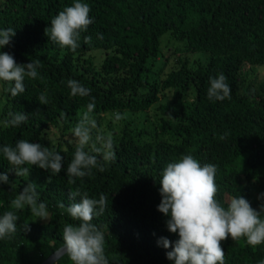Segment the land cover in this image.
<instances>
[{
    "label": "trees",
    "instance_id": "trees-1",
    "mask_svg": "<svg viewBox=\"0 0 264 264\" xmlns=\"http://www.w3.org/2000/svg\"><path fill=\"white\" fill-rule=\"evenodd\" d=\"M75 2L0 0V30H15L0 52L13 55L17 64L41 62L38 77L25 78L21 95L12 97L0 82V148L24 139L64 158L57 175L28 166L29 176L17 177L0 151V174L8 175V183H0V217L13 210L12 199L28 182L38 185L51 216L34 221L27 206L15 210L16 232L0 239V264H39L63 245L64 226L80 221L57 205L73 203L69 192L76 188L90 198L108 196L107 208L92 220L105 234L108 264H174L166 258L172 248L158 243L162 237L172 244L179 239L167 230L168 217L157 211L161 172L168 163L190 154L201 165H216V198L222 205L238 195L257 211L264 203L258 199L264 194V0H80L89 5L94 22L73 52L48 39L44 29ZM85 36H91L90 44ZM93 50L103 55L98 63L89 55ZM170 53H177L175 67L159 79ZM190 53L206 55L205 62L189 65L182 55ZM244 65L263 68V76L245 81ZM219 74L226 76L231 98L209 100V77ZM69 79L91 89L90 96H71ZM41 93L47 105L39 104ZM92 98L93 141L110 135L117 159L69 184L66 167L76 147L72 129ZM10 112L29 115L27 122L5 128L2 121ZM117 114L125 117L117 120ZM221 246L224 264L264 260V243L251 246L244 238H228ZM57 264L71 262L63 256Z\"/></svg>",
    "mask_w": 264,
    "mask_h": 264
},
{
    "label": "clouds",
    "instance_id": "clouds-1",
    "mask_svg": "<svg viewBox=\"0 0 264 264\" xmlns=\"http://www.w3.org/2000/svg\"><path fill=\"white\" fill-rule=\"evenodd\" d=\"M89 13V5L76 0L72 6L60 11L44 32L47 33L48 39L75 52L80 47L81 33L86 32L89 25L94 22L89 18ZM14 36L15 30L12 28L0 30V49L10 45ZM98 38L103 39V35L98 34ZM83 41L90 44L92 38L85 36ZM40 67L39 60L17 64L13 55L0 52V82H4V90L12 97L25 92V78L36 79ZM209 84L207 90L209 100L223 101L231 98V88L225 75L209 77ZM67 87L73 97H88L91 93V89L74 79L67 81ZM38 100L41 105L49 103L46 93H41ZM86 107L87 111L72 129L76 147L73 158L66 167L69 184H75V178L91 175L93 168L104 171V162L111 163L117 159L114 141L110 135L107 137L98 135L95 142L93 141L92 130L97 127V123L90 114L95 107V98H92ZM28 117L29 115L23 112H10L2 123L5 128L18 127L26 123ZM115 118L119 120L121 117L117 114ZM227 135L228 133H225L221 139ZM97 142L100 144L99 147ZM89 145V150H85ZM0 151L17 177H28L32 166L57 175L64 165V158L59 152L24 139L17 140L15 146L5 145ZM217 170L216 165H201L189 154L176 162L168 163L161 172L159 181L161 201L157 211L168 217L165 222L167 230L178 234L179 239L172 244L167 238L162 237L158 243L165 249L172 248L166 253V258L174 264H224L225 252L221 242L228 238L232 240L244 238L251 246L264 243L262 218L264 203L257 211L247 199L238 195L231 197L226 206L222 205L216 198ZM0 183H8L6 173L0 174ZM40 197L38 185L35 182H28L12 199L13 210L6 211L0 217V239L10 238L16 232L19 217L15 210L23 209L25 206L36 218L35 221L51 219L47 205ZM258 199H264V194ZM69 200L73 203L67 207L62 202L58 203L57 207L80 223L64 226L63 247L54 253L56 264L63 256H67L71 264H108L105 255V234L92 223L93 217L102 214L107 208V194L102 193L98 199H94L90 198L86 191L82 192L80 188H76L69 192ZM260 264H264V260L260 261Z\"/></svg>",
    "mask_w": 264,
    "mask_h": 264
},
{
    "label": "rangeland",
    "instance_id": "rangeland-1",
    "mask_svg": "<svg viewBox=\"0 0 264 264\" xmlns=\"http://www.w3.org/2000/svg\"><path fill=\"white\" fill-rule=\"evenodd\" d=\"M163 37H161L160 39V43L162 41ZM173 44L170 42V45ZM169 45V43L167 44ZM89 55L91 57H93L94 61L96 63L100 62L103 55L101 52L97 51V50H93L89 53ZM177 56V53H170L167 58H166V61L164 62V64H162V67H161V70L159 72V79L162 78L168 71H170L171 69H173L175 67V57ZM182 56H186L188 58V62H189V65H194L195 63H199V64H203L206 60V55L204 54H198V53H190V54H187V55H182ZM159 61V60H158ZM157 67V66H156ZM263 68H249L248 66L244 65L243 68H242V73L241 75L243 76V78L245 79V81H248V80H258L260 79L262 76H263ZM168 97L169 95L167 94V98H166V101H169L168 100ZM160 101H163L162 99ZM156 105V104H154ZM153 105V106H154ZM151 112H152V106H150L146 111H145V114L147 115V119L150 121L151 120ZM139 115H143L142 112L139 113ZM138 116V115H137ZM121 118L122 117H125V115H121L120 116ZM141 117V116H140ZM105 119H108V115L105 114L104 116V120L103 122L105 121ZM112 121V120H111ZM114 123V122H113ZM99 129H102L103 127V123H101L99 121ZM52 135V132L50 131L49 133V136ZM34 177V176H33ZM35 217L32 216L31 214V220H34L35 221ZM36 221H43V220H39L37 219Z\"/></svg>",
    "mask_w": 264,
    "mask_h": 264
},
{
    "label": "water",
    "instance_id": "water-1",
    "mask_svg": "<svg viewBox=\"0 0 264 264\" xmlns=\"http://www.w3.org/2000/svg\"><path fill=\"white\" fill-rule=\"evenodd\" d=\"M63 247V245H61L60 247H58L57 249ZM55 249L51 254H49L45 259H43L39 264H53L56 259L54 257V253L57 250Z\"/></svg>",
    "mask_w": 264,
    "mask_h": 264
}]
</instances>
